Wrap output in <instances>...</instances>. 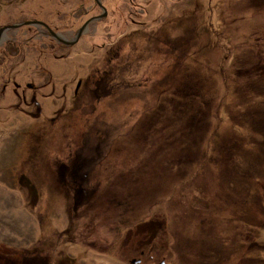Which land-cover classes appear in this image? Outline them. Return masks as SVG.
Masks as SVG:
<instances>
[{"label": "rangeland", "instance_id": "374dc122", "mask_svg": "<svg viewBox=\"0 0 264 264\" xmlns=\"http://www.w3.org/2000/svg\"><path fill=\"white\" fill-rule=\"evenodd\" d=\"M28 21L0 40V264H264V0H0Z\"/></svg>", "mask_w": 264, "mask_h": 264}, {"label": "water", "instance_id": "95a60500", "mask_svg": "<svg viewBox=\"0 0 264 264\" xmlns=\"http://www.w3.org/2000/svg\"><path fill=\"white\" fill-rule=\"evenodd\" d=\"M105 10V9H104ZM105 13H106V10H105ZM37 23H40V22H33V21H28V22H24V23H21V24H18V25H12V26H8V27H5V28H2V29H0V40H1V37H2V34H3V32H4V30L5 29H8V28H15V27H19V26H22V25H26V24H37ZM50 30V29H49ZM82 30L83 29H81V30H79V32H78V35H77V37L82 33ZM50 32H51V34L53 35V36H55L57 39H59V40H61L63 43H67L68 44V42H66V40H63L56 32H53V31H51L50 30Z\"/></svg>", "mask_w": 264, "mask_h": 264}]
</instances>
